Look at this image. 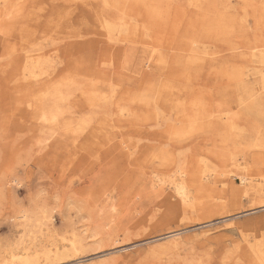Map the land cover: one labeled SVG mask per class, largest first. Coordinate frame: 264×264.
Wrapping results in <instances>:
<instances>
[{
	"label": "rangeland",
	"instance_id": "374dc122",
	"mask_svg": "<svg viewBox=\"0 0 264 264\" xmlns=\"http://www.w3.org/2000/svg\"><path fill=\"white\" fill-rule=\"evenodd\" d=\"M39 1L36 33L52 58L41 84L9 75L18 61L9 65L15 55H0V256L25 245L39 251L36 264H258L252 247L264 240V208H257L264 200V89L257 73L264 0L204 1L202 24L189 0H127V20L142 35L117 43L106 40L82 0ZM69 2L77 7L70 21L48 14ZM100 9L115 14L113 7ZM7 39L19 46L17 38ZM192 47L208 53L186 71ZM65 78L67 86L60 84ZM41 86L51 95L43 106L63 102L64 117L87 116V94L109 88L127 110L98 114L110 125L99 128L102 120L95 119L82 133L51 128L30 107ZM180 177L197 206L174 215L179 207L168 196L170 182ZM232 190L240 202H232ZM38 208L53 218L32 240L19 215ZM172 230L187 241L159 249ZM62 236L77 238L84 252L65 262L41 258V249L61 246Z\"/></svg>",
	"mask_w": 264,
	"mask_h": 264
},
{
	"label": "bare ground",
	"instance_id": "6f19581e",
	"mask_svg": "<svg viewBox=\"0 0 264 264\" xmlns=\"http://www.w3.org/2000/svg\"><path fill=\"white\" fill-rule=\"evenodd\" d=\"M136 1L137 0H135L134 3ZM189 1H190L189 4L191 6L195 7V13L199 14V16H201V19L198 21V23L200 22L202 24V21H203L202 18L205 15V12L201 11V9H203V3L202 2L207 1L206 5H209L212 1H209V0H189ZM126 2H127V0H82L83 6L90 7L89 10H91L92 14L94 15L98 27H101L103 29V32H101L102 35L105 36L107 41H113L116 43L117 42H136L137 40L135 39V37L138 34L142 35L141 33L137 32V30H139L137 25L129 24V22L127 20L126 16H128V14H127L126 10H124V7H125L124 4H126ZM39 3H40L39 0H0V55L4 51L8 57L15 55L13 57V60L8 61L6 64H9V62L14 63V60L18 61V63L14 66V68H12L11 65L9 64L11 71H9V72L5 71L4 73H6V72L10 73L9 75L16 77L15 79H17V80L19 79V80L24 81L23 84L25 83L27 85H33L34 87L39 86L41 84L39 77L42 76V74H44L46 72V69H48V67H50L51 62H52V60H51L52 58H51L50 54H48V51H46V52L42 51L41 35L36 33L37 32V25L36 24L41 23V21L38 20V18L41 17V15L37 14L33 9ZM106 6L113 7V10L115 12V14L113 13V16L107 17L105 14L101 13L100 8L106 7ZM41 7H39V8H41ZM68 8H70V9H68ZM76 8H77L76 5L73 3H70V2L67 3L65 5V7H61L60 5H55V6L53 5L48 10V14L60 15L61 17H63L64 20L70 21V18H71L70 15L75 11ZM196 9H197V11H196ZM214 19L216 20L215 17H214ZM82 20L85 21V19H82ZM128 25H129V27H127ZM221 25H223V24H221ZM57 26H58V24H57ZM67 29L68 28H66V30ZM141 31H142V33L143 32L145 33L144 35H148L145 31V28H143ZM3 36H5L6 39ZM9 37L18 39V41L14 40L15 42L19 43V46L17 47L18 49L15 48L14 44H12L10 42V40L7 39ZM56 38L57 37L55 36V37H52L51 39L55 41ZM188 38L191 41H194L193 37L192 38L188 37ZM45 40H46V38H45ZM190 43H191L190 46H192V42H189V44ZM55 44H56V42H55ZM47 46H49V45H47ZM6 48H8L7 51L5 50ZM203 48L204 49H201V50H196L193 47L191 48V50L188 53V60H187L186 64H184V68L186 69V71H189V70L193 69L194 67H197L196 61L202 60L204 58V56L208 53L205 50V47H203ZM15 50H19V53H16ZM148 53H149V55L145 56V59L148 57L149 58L151 57L150 54L152 55V53L150 51H148L147 54ZM258 54H259V52H258ZM258 57L259 58L257 59V62L259 64V67H258L257 73L258 72L260 73L259 83L261 85V88L264 89V55H261ZM156 60L161 62V63H164L161 55H158ZM190 63H192V64H190ZM6 66H8V65H6ZM47 73L48 72H46V74ZM240 78H241V76H239V77L236 76V79H240ZM67 79L68 78H65V80L63 82H61L60 84L67 86L70 83V80L69 79L67 80ZM50 80H51L50 78L46 79V81H50ZM11 81H12V79H11ZM162 82H163V80L161 81L158 94H160L162 88H164ZM34 91H36V90H34ZM81 92L83 93L84 91L81 90ZM100 92H102V93L94 94L93 92H90L87 94V98H85L87 100V103L89 106V111H87L88 114L86 113L87 116L84 114L83 115L81 114L77 117L76 116L71 117L69 115L67 117H64L65 115H63V114L65 113V109L61 106L63 104V102L60 105L59 102L54 101V99H50L51 104L49 103L50 104L49 107H44L43 105H45V100L48 99L49 96H51V95L47 91V89L45 91H44V89L42 90V86H41L40 93L37 94L38 98H36L35 103L32 104L30 107H32V109H34V111H36L38 113L39 116L37 118H39L41 121H43L41 125L48 124L49 127H51V128H53V126H58V127L61 126V128L65 129V131H67V132L70 131L71 133H82V132H84V130H88L90 128L91 122L95 119H96L95 122H97V120L98 121L102 120L99 123V126H98L99 128L106 126V124L111 120V119L110 120L106 119L104 116H102L100 118L99 117L96 118V116H98V114L103 113V115L111 116L113 113H115V111L120 113V112L127 110L126 108H120L121 107L120 103H118V101H117L119 97L118 98L116 97L115 101L112 100L114 97L113 96V88H109V90H106L104 92L100 91ZM53 93H55V91ZM70 96L71 95H69V97ZM67 98H68V96H67ZM107 102H109V103L114 102L115 106L109 108V107L105 106V104H107ZM79 114H80V112H79ZM197 120L198 119L196 117H194V118L192 117L188 126H190L192 129H194V124L196 125L195 122H197ZM95 122H93V124ZM107 125H110V124L108 123ZM170 125H172V124H170ZM47 140H48V138H46V139L44 138L43 144L41 145L42 148L45 147L46 145H48ZM260 145H262V144H260ZM260 145L257 147H260ZM204 164H205L204 168H207V163L205 161H204ZM207 170H209V169H207ZM177 171L179 174H183V173H181V171H179V168L177 169ZM204 171L206 172V170H204ZM205 172L202 174L203 179L208 178V176H207L208 173L206 174ZM175 173H177V172H175ZM178 176H180V175H178ZM239 179L240 180H239L238 185L242 186L243 188H239L238 191H240V193H242V195L245 196V195H247V192H248V190L244 187L247 183L246 179L244 177H240ZM259 181H260V178H259ZM170 183L172 185V192L168 196H169V198H173L175 201V204H177V206L179 207L178 208L179 211L178 212L175 211L174 215L179 214V212L183 213L187 210H194L197 206V202H196L197 200L191 194V191H190V189H188L185 180L181 178V179L173 180ZM232 184L233 183L230 182V186L233 188ZM152 185L153 186L159 185V183H157V181L152 182ZM232 191H233L232 192L233 194H231L232 195L231 196L232 202L233 203L240 202V200H241L240 198L242 195H240L239 192L235 193L234 190H232ZM260 194H262V196L264 197V178L262 179L261 184H260ZM257 206H258L257 208H264V200L261 201L260 204ZM254 210H255V208L246 210L243 212V214L245 215L248 213H252V212H254ZM237 216H235V217H237ZM19 218L21 219L22 225H24V227H25L24 230L26 232V236L28 235V237H32V240H34L35 239L34 237L36 236L35 233L42 230L43 227L46 224H48L53 217H51V214H49L46 209L38 208V209L33 210L32 212H29V213L28 212H22L21 215H19ZM179 233H180L179 230L169 231L167 234L164 235L166 240L159 242L157 244L158 248L159 249L160 248L165 249V248H168L169 246H180V245L184 244L187 240L184 237L180 236ZM63 237L64 236H62L61 239H64V241L61 240V244H60L61 246H59V244L54 243V244H51L49 246L43 247L41 249V252H40L41 258L43 257L45 260L51 258L50 259L51 261L52 260L64 261V259H66L67 257L71 259V257H76L80 253L84 252L83 248L81 247L79 240L77 238L72 237V238L66 239ZM46 240H47V238H46ZM53 241H55V240H53ZM260 242H257V240H256V243L253 244V247L251 245L250 249L252 247L253 255L256 258L257 263L258 264H264V244H263L264 240L262 243H260ZM38 252H35V250H31L29 247H25V245H24L17 251L5 252V254L0 256V264H36V261L39 259L38 256H40L38 254Z\"/></svg>",
	"mask_w": 264,
	"mask_h": 264
}]
</instances>
